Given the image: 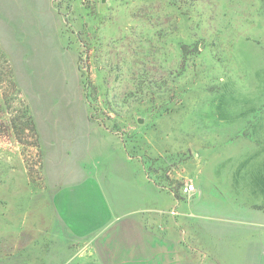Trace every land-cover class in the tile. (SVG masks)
I'll list each match as a JSON object with an SVG mask.
<instances>
[{"label": "rangeland", "instance_id": "374dc122", "mask_svg": "<svg viewBox=\"0 0 264 264\" xmlns=\"http://www.w3.org/2000/svg\"><path fill=\"white\" fill-rule=\"evenodd\" d=\"M94 127L178 200L260 199L264 0H0V264H85L44 152L74 160Z\"/></svg>", "mask_w": 264, "mask_h": 264}, {"label": "crops", "instance_id": "0c3cea01", "mask_svg": "<svg viewBox=\"0 0 264 264\" xmlns=\"http://www.w3.org/2000/svg\"><path fill=\"white\" fill-rule=\"evenodd\" d=\"M95 129L98 136L89 139L95 143L77 149L74 160L44 150L54 210L83 243L70 258L85 264H238L244 249L239 263L264 264V209L257 205L264 202L263 179L250 180L261 197L254 199L248 189L245 210L242 197L222 208L219 198L210 200L200 189L182 193L192 200H178L115 137ZM215 184L211 189L218 193Z\"/></svg>", "mask_w": 264, "mask_h": 264}, {"label": "built area", "instance_id": "2783aa9c", "mask_svg": "<svg viewBox=\"0 0 264 264\" xmlns=\"http://www.w3.org/2000/svg\"><path fill=\"white\" fill-rule=\"evenodd\" d=\"M196 191H197L196 184L192 181L186 182L181 188V192L186 195L193 194Z\"/></svg>", "mask_w": 264, "mask_h": 264}]
</instances>
